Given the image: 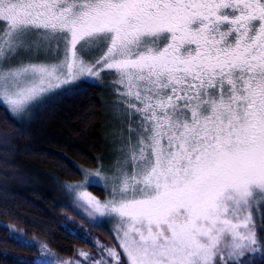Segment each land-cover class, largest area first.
Instances as JSON below:
<instances>
[{
	"label": "snow or ice",
	"instance_id": "snow-or-ice-1",
	"mask_svg": "<svg viewBox=\"0 0 264 264\" xmlns=\"http://www.w3.org/2000/svg\"><path fill=\"white\" fill-rule=\"evenodd\" d=\"M95 78L125 162L78 196L114 230L54 264H264V0H0L2 118Z\"/></svg>",
	"mask_w": 264,
	"mask_h": 264
},
{
	"label": "trees",
	"instance_id": "trees-1",
	"mask_svg": "<svg viewBox=\"0 0 264 264\" xmlns=\"http://www.w3.org/2000/svg\"><path fill=\"white\" fill-rule=\"evenodd\" d=\"M108 99L107 86L87 82L49 97L19 125L0 115V132L23 128L9 147L0 144V264H16L18 257L39 264L40 243L68 258L91 251L90 240H111L109 228L75 212L68 193L84 169L107 159ZM89 190L102 199L100 188ZM21 238L32 246H23Z\"/></svg>",
	"mask_w": 264,
	"mask_h": 264
},
{
	"label": "rangeland",
	"instance_id": "rangeland-1",
	"mask_svg": "<svg viewBox=\"0 0 264 264\" xmlns=\"http://www.w3.org/2000/svg\"><path fill=\"white\" fill-rule=\"evenodd\" d=\"M28 62H35V61H28ZM99 78L92 79L88 82L93 84H98L97 80ZM74 89V88H72ZM71 89L56 92L54 95H57L62 92H67ZM112 99L107 101V113L109 115L110 121L107 126L106 130V137L109 142V154L107 156V159L101 163V165H113L118 166L121 163H124L123 158V143L126 140L128 133L126 131L128 125L127 122L124 120L123 117V108L116 102L117 97H115L112 94ZM107 94V93H106ZM52 95V96H54ZM131 156V153H129V158ZM100 165V166H101ZM98 167L96 169H84L83 171V179L79 183L72 184L68 187V193L69 196L72 198V204L74 206L75 212L83 217L89 224L101 227L100 224H105V228H112L114 230V222L107 220V218L99 213H91L89 212L88 208L84 206V203L82 202V199L78 196V193L81 191H86L90 193L91 195L95 196L91 191L89 190L88 181L91 176V182L93 184H104L107 186V180L106 177L110 174L106 173L104 168ZM76 185H83L82 187H74ZM97 197V196H96ZM98 198V197H97ZM101 199V198H98ZM83 213V214H80ZM95 220L96 223H93L91 221ZM36 247L41 252L40 260L38 261L39 264H54L60 257L56 256L53 252H51L46 245L41 244L36 245Z\"/></svg>",
	"mask_w": 264,
	"mask_h": 264
}]
</instances>
